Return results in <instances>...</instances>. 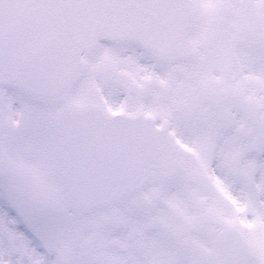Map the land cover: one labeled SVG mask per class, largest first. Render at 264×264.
<instances>
[{
  "label": "snow or ice",
  "instance_id": "1",
  "mask_svg": "<svg viewBox=\"0 0 264 264\" xmlns=\"http://www.w3.org/2000/svg\"><path fill=\"white\" fill-rule=\"evenodd\" d=\"M0 264H264V0H0Z\"/></svg>",
  "mask_w": 264,
  "mask_h": 264
}]
</instances>
